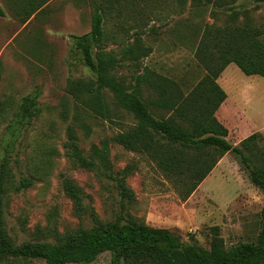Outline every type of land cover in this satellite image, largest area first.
<instances>
[{
    "label": "rangeland",
    "instance_id": "obj_1",
    "mask_svg": "<svg viewBox=\"0 0 264 264\" xmlns=\"http://www.w3.org/2000/svg\"><path fill=\"white\" fill-rule=\"evenodd\" d=\"M34 1L38 4L43 0ZM47 1L30 17V0H0V164L6 159L16 181L23 177L34 181L31 188L6 197V227L15 242L52 241L56 232L65 235L91 228L95 218L89 210L99 222L115 220L121 213L116 178L126 179L135 194L129 206L133 217L152 227L169 229L185 244L209 249L213 227H219L227 247L255 242L264 197L234 153H227L184 201L174 183L146 156L113 142L132 125L130 116L121 112L122 116L112 122L85 110L78 114L69 85L96 76L77 48V38L91 33L92 9L83 0ZM220 1L221 7H202L189 0L186 8H180L176 0H139L125 16L126 31L117 30V43L105 42L106 51L120 56L122 43H132L134 33L140 31L135 27L149 23L143 40L154 51L144 64L165 76L196 84L206 73L194 48L205 25L224 27L236 14L238 23L249 17L264 31V0ZM119 22L113 16L108 30H114ZM135 73L132 65L117 71L127 82ZM219 83L241 109V116L229 113L233 124L243 134L254 127L264 131V78L247 76L230 65ZM34 96V114L27 121L21 114ZM151 110L167 114L156 107ZM72 134L87 157L93 155L94 147L110 142L114 179L104 170H90L74 162L68 146ZM66 178L83 190L87 212L77 211L65 191ZM92 264H111V254H101Z\"/></svg>",
    "mask_w": 264,
    "mask_h": 264
},
{
    "label": "trees",
    "instance_id": "obj_2",
    "mask_svg": "<svg viewBox=\"0 0 264 264\" xmlns=\"http://www.w3.org/2000/svg\"><path fill=\"white\" fill-rule=\"evenodd\" d=\"M92 9V30L77 38V48L95 78L73 81L69 93L77 102V111L114 122L121 112L132 119V125L118 133L113 142L126 150L146 156L171 180L182 200H188L216 168L227 153H234L241 166L248 171L251 183L264 197V136L256 132L232 144L229 129L218 119L217 112L227 99L218 80L229 65H236L247 76L264 78V31L247 17L238 23L236 14L224 27L205 25L195 39V56L206 73L189 85L168 77L144 60L153 47L144 40L148 24L139 23L132 43L123 42L121 55L106 51L105 42L117 43V30L126 31L125 16L139 0H79ZM198 5L221 7L220 0H194ZM30 0V17L47 3ZM186 8L189 0H176ZM161 4H164L163 2ZM162 6V5H160ZM0 14H3L0 10ZM121 22L108 30L110 19ZM134 26V25H133ZM134 28V27H133ZM96 48L94 55L93 50ZM124 65L135 67L132 81L117 75ZM145 93L149 96L145 97ZM33 97L21 116L28 121L36 103ZM151 107L166 112V116L152 112ZM21 120V119H20ZM70 157L81 167L100 171L109 177L110 142L94 147L93 155L83 154L72 134ZM121 194V213L113 221L99 222L95 218L91 228L71 234L55 233L52 241H25L17 244L6 227V197L11 192L29 189L34 181H16L6 159L0 164V264H92L106 252L111 264H264V201L261 209V229L255 242H244L227 247L219 227L212 228L210 248L185 244L169 229L156 228L137 220L129 212L135 200L126 179L116 178ZM64 188L73 199L77 211L87 212L83 190L71 179L64 180Z\"/></svg>",
    "mask_w": 264,
    "mask_h": 264
},
{
    "label": "crops",
    "instance_id": "obj_3",
    "mask_svg": "<svg viewBox=\"0 0 264 264\" xmlns=\"http://www.w3.org/2000/svg\"><path fill=\"white\" fill-rule=\"evenodd\" d=\"M223 73H222V75H223ZM222 75L219 78V80L222 78ZM219 80H218V82H219ZM229 113H231V115H232V113H236L237 115L241 116V109L238 107V104L236 102H232L230 100V98H229V95L227 94V99L221 105L219 111L217 112V117L229 129V138L228 139L230 141H231V139H233L232 144L238 145L243 139L247 138L248 136H250V135H252L253 133H256V132H259V133L263 134V136H264V133H263L264 131H261L257 127L249 128L247 130V132H244V134H243V132L241 131V129L238 128V126H235V124H233V119L229 117L230 116ZM233 116L236 117L234 114H233ZM242 116L243 117H246L245 114H243ZM240 118H242V117H240ZM247 121L250 122V120H247ZM233 132H235V134H233Z\"/></svg>",
    "mask_w": 264,
    "mask_h": 264
}]
</instances>
